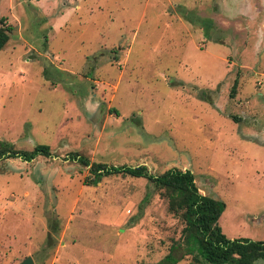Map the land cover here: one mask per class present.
Returning <instances> with one entry per match:
<instances>
[{"label": "rangeland", "instance_id": "rangeland-1", "mask_svg": "<svg viewBox=\"0 0 264 264\" xmlns=\"http://www.w3.org/2000/svg\"><path fill=\"white\" fill-rule=\"evenodd\" d=\"M1 17L0 140L53 155L0 160V264H157L180 240L146 178L87 184L70 152L188 169L228 238L264 239V0H0Z\"/></svg>", "mask_w": 264, "mask_h": 264}, {"label": "trees", "instance_id": "trees-1", "mask_svg": "<svg viewBox=\"0 0 264 264\" xmlns=\"http://www.w3.org/2000/svg\"><path fill=\"white\" fill-rule=\"evenodd\" d=\"M0 18V49L9 40L12 25ZM235 80L231 96L236 86ZM113 111H115L113 109ZM39 155L52 156L48 145L37 144L32 149H17L7 141L0 140V160L20 158L31 161ZM74 160L88 167L87 184H96L102 177L110 175H130L146 178L159 194L166 198L167 208L184 223L180 240L171 245V250L157 264H175L172 254L176 245H182L195 261L209 264H259L264 262V239L228 238L221 230L218 219L224 210V202L201 193L194 174L188 169L170 168L162 173H151L145 165H108L90 161L78 152H70L66 159Z\"/></svg>", "mask_w": 264, "mask_h": 264}, {"label": "water", "instance_id": "water-1", "mask_svg": "<svg viewBox=\"0 0 264 264\" xmlns=\"http://www.w3.org/2000/svg\"><path fill=\"white\" fill-rule=\"evenodd\" d=\"M19 264H33V260L30 256H27Z\"/></svg>", "mask_w": 264, "mask_h": 264}]
</instances>
